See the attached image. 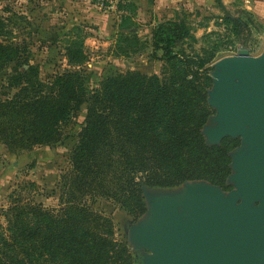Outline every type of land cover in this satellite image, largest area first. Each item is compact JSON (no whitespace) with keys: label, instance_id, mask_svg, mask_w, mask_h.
<instances>
[{"label":"trees","instance_id":"trees-1","mask_svg":"<svg viewBox=\"0 0 264 264\" xmlns=\"http://www.w3.org/2000/svg\"><path fill=\"white\" fill-rule=\"evenodd\" d=\"M217 3L238 47L250 49L252 28L260 25L250 13L232 14L221 0ZM118 8L129 13L121 22L130 15L133 20L132 4L126 1ZM189 16L177 13L152 29L153 56L170 64L168 76L118 74L87 92L82 68L88 58L77 47L67 49L71 69L50 82L28 61L26 70L9 75L0 96V140L11 150L57 144L62 125L83 104L88 107L70 168L61 176L59 208L14 191L9 206L0 208V264H138L128 242L117 237L114 221L93 210L87 199L112 201L137 221L147 210L143 187L206 181L231 189L230 153L240 139L206 143L203 128L214 113L207 102L213 56L185 54ZM126 30L136 35L132 27ZM6 37L0 17V73L21 54L19 46L7 45Z\"/></svg>","mask_w":264,"mask_h":264},{"label":"rangeland","instance_id":"rangeland-1","mask_svg":"<svg viewBox=\"0 0 264 264\" xmlns=\"http://www.w3.org/2000/svg\"><path fill=\"white\" fill-rule=\"evenodd\" d=\"M93 4L98 6L96 0H0V17L7 34V45L10 43L21 48L17 63L10 64L0 73V96L6 91L3 87L7 86L9 75L26 70L27 61L39 68L40 77L45 82L71 69L66 56L67 49L71 47L82 48L88 58L82 68L87 92H93L104 79L118 74L141 72L149 76L169 75L170 64L154 58L151 37L143 24L131 20V15L130 20L123 23L122 16L117 15L113 33L101 35L93 20V12L89 11ZM128 15L127 12L123 16ZM129 27L133 28L136 35H129L130 30H126ZM187 27L190 34L182 44L185 54L198 58L213 56L212 62L208 64L209 77L221 59L237 55L240 48L237 39L233 35L232 26L224 23L222 16L197 19L190 15ZM138 28L140 31H135ZM250 45L252 56L257 57L263 53V25L259 29L252 28ZM87 107L88 104H83L62 125V138L57 144L11 150L0 140V208L6 209L9 206V196L13 191L22 192L23 197L35 200L47 208H59L61 176L70 168V158L78 142ZM213 111L212 116L216 114ZM29 183H34L36 187H29ZM183 188L182 185L168 189L146 188V193L174 192ZM232 189L231 186L229 191L224 192L229 193ZM145 202L148 204L147 198ZM87 204L114 221L117 237L128 242L138 264H143V255L148 252L135 249L130 241L131 228L142 217L134 221L117 204L103 198L87 199Z\"/></svg>","mask_w":264,"mask_h":264},{"label":"water","instance_id":"water-1","mask_svg":"<svg viewBox=\"0 0 264 264\" xmlns=\"http://www.w3.org/2000/svg\"><path fill=\"white\" fill-rule=\"evenodd\" d=\"M206 143L240 139L230 153L229 193L206 181L146 193L147 210L130 231L143 264H264V51L240 47L212 74Z\"/></svg>","mask_w":264,"mask_h":264},{"label":"crops","instance_id":"crops-1","mask_svg":"<svg viewBox=\"0 0 264 264\" xmlns=\"http://www.w3.org/2000/svg\"><path fill=\"white\" fill-rule=\"evenodd\" d=\"M135 8L133 20L147 28L151 37L152 28L161 20L173 19L177 13L185 11L192 17L203 19L224 15V10L217 0H126ZM223 7L237 14L239 11L250 13L256 23L264 26V0H221ZM89 11L93 12V20L99 28L101 35L108 36L113 33V24L116 15L107 12L97 5H91ZM135 31L139 32L140 29ZM159 56L160 53H159Z\"/></svg>","mask_w":264,"mask_h":264},{"label":"built area","instance_id":"built-area-1","mask_svg":"<svg viewBox=\"0 0 264 264\" xmlns=\"http://www.w3.org/2000/svg\"><path fill=\"white\" fill-rule=\"evenodd\" d=\"M98 2V6L107 10L108 12L114 13L116 16H123L127 13L126 10L119 9V4H125L126 0H96Z\"/></svg>","mask_w":264,"mask_h":264}]
</instances>
